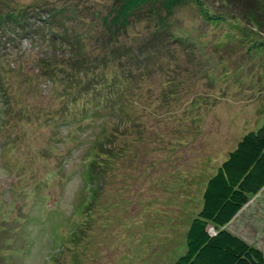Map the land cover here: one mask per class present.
<instances>
[{
    "label": "rangeland",
    "instance_id": "rangeland-1",
    "mask_svg": "<svg viewBox=\"0 0 264 264\" xmlns=\"http://www.w3.org/2000/svg\"><path fill=\"white\" fill-rule=\"evenodd\" d=\"M201 1L210 17L185 3L174 33L188 38L177 35L164 54L153 49L148 73L125 88H134L131 99L81 128L45 121L62 98L51 80L33 75L41 47L0 35V264H176L186 253L208 179L246 133L264 130V0ZM0 2L26 11L48 1ZM8 92L12 110L29 112L16 123V143L8 135ZM129 109L138 136H119L116 149L130 141L129 149L87 193L81 158L104 123L125 132ZM75 129L80 141L57 150L53 134ZM19 153L29 166L38 159L33 170L22 169ZM227 227L264 253V189Z\"/></svg>",
    "mask_w": 264,
    "mask_h": 264
},
{
    "label": "trees",
    "instance_id": "trees-1",
    "mask_svg": "<svg viewBox=\"0 0 264 264\" xmlns=\"http://www.w3.org/2000/svg\"><path fill=\"white\" fill-rule=\"evenodd\" d=\"M47 1L26 11L23 7L2 5L0 35H23L41 47L33 59L37 63L33 75L51 80L55 85L52 91H57L62 98L61 109L57 107L45 113V121L52 122L56 129L63 125H82L84 120L104 116L109 113L108 106L114 113L120 102L133 95L134 88L128 94L125 88L148 73L152 56L156 55L152 50L164 54L169 41L178 40L177 35L186 36L184 32L177 35L174 32L179 27V11L189 0H110L108 4L105 0ZM193 4L198 5L204 18L210 17V10L202 9L201 0H193ZM33 10L36 13L31 15ZM1 73L0 70V77ZM33 83L32 80L30 84ZM13 97L8 92V135L14 136L16 143L20 134L16 123L28 119L29 112L25 107L12 110ZM131 110H128L130 118L126 119L125 132L119 123L114 122L112 126L104 123L93 139L92 147L99 149L92 164L95 179L106 178L110 168L115 167L114 162L129 149L130 141L118 147L121 152L116 147L120 135L136 134L129 128L137 126ZM0 112L3 115L4 110ZM75 132L76 129L71 135L54 133L55 146L60 142L80 141ZM87 154L88 151L81 158L84 167ZM37 160L28 169L33 170ZM40 168L41 172L46 166ZM62 168L63 165H56L49 172L57 174ZM82 176L91 178L85 171ZM262 189L264 130H259L246 133L208 179L203 206L186 233L187 251L176 264H264L263 251L227 227ZM211 228L216 234L211 233Z\"/></svg>",
    "mask_w": 264,
    "mask_h": 264
},
{
    "label": "flooded vegetation",
    "instance_id": "flooded-vegetation-1",
    "mask_svg": "<svg viewBox=\"0 0 264 264\" xmlns=\"http://www.w3.org/2000/svg\"><path fill=\"white\" fill-rule=\"evenodd\" d=\"M87 182L90 183V184H93V183H95V180L94 179H89V180H87Z\"/></svg>",
    "mask_w": 264,
    "mask_h": 264
},
{
    "label": "water",
    "instance_id": "water-1",
    "mask_svg": "<svg viewBox=\"0 0 264 264\" xmlns=\"http://www.w3.org/2000/svg\"><path fill=\"white\" fill-rule=\"evenodd\" d=\"M211 233H213V231L211 230ZM215 234H216V232H215Z\"/></svg>",
    "mask_w": 264,
    "mask_h": 264
},
{
    "label": "clouds",
    "instance_id": "clouds-1",
    "mask_svg": "<svg viewBox=\"0 0 264 264\" xmlns=\"http://www.w3.org/2000/svg\"><path fill=\"white\" fill-rule=\"evenodd\" d=\"M212 229H210V231H211Z\"/></svg>",
    "mask_w": 264,
    "mask_h": 264
}]
</instances>
